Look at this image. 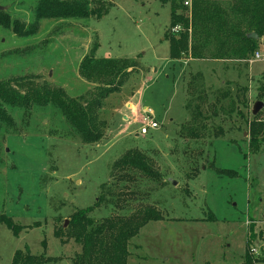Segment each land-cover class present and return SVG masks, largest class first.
Segmentation results:
<instances>
[{
	"label": "rangeland",
	"instance_id": "obj_1",
	"mask_svg": "<svg viewBox=\"0 0 264 264\" xmlns=\"http://www.w3.org/2000/svg\"><path fill=\"white\" fill-rule=\"evenodd\" d=\"M41 1L0 0V80L31 76L83 101L97 83L80 63L96 43L97 59L125 60L129 75L101 101L99 142L85 143L52 104L6 105L0 217L9 216L16 230L0 222V264H12L25 247L41 254L43 240L46 254L59 259L48 264H74L81 244L56 232L96 202L102 184L121 173L111 175L114 163L134 148L150 158L158 178L129 171L134 179L113 186L125 197L117 202L105 193L90 214L94 222L148 207L158 214L129 240L127 264H241L248 238L253 264H264V107L253 120L254 144L248 122L254 103L264 101V35L246 37L261 27L259 1L90 0L98 10L90 17L42 15ZM173 7L185 20L171 27ZM173 42L182 46L172 56ZM144 106L160 127L139 135Z\"/></svg>",
	"mask_w": 264,
	"mask_h": 264
},
{
	"label": "trees",
	"instance_id": "obj_2",
	"mask_svg": "<svg viewBox=\"0 0 264 264\" xmlns=\"http://www.w3.org/2000/svg\"><path fill=\"white\" fill-rule=\"evenodd\" d=\"M258 1L259 3L255 7L258 17L256 23L261 27L256 29V33L261 38L264 35V4L262 0ZM89 3L90 0H72L68 3L58 0H42L39 4V14L55 15L56 17H90L97 15L98 10L90 9L88 7ZM0 14H3V12L0 11ZM184 20L182 16L176 14V8L173 7L171 9L170 26L174 27L184 22ZM185 27H188L187 22H185ZM179 35L178 44L182 43L186 38L183 31ZM182 44L178 46L177 50V43L173 42L171 44L170 52L172 56L178 53ZM99 47V43L94 44L90 53L80 63L81 73L90 81L97 83L96 88L89 92L88 98L83 101L82 96H80V99L74 98L63 87L52 86L47 82L42 85L35 84L31 80V76H13L7 80H0V119L9 120L6 105L29 108L35 104H52L63 113L85 143L99 142L104 137L100 127V125H104V121L99 120L101 101L108 94L119 91L129 75L128 71L125 70L129 66L125 60L97 59L96 53ZM15 86L20 87V89ZM258 114L253 115L252 120L248 121L251 127V144L256 143L259 137L258 126L253 121L254 119L258 121ZM192 118L197 119V115L192 116ZM117 171H121L116 177L117 180L115 179L108 185L102 184L106 188L98 196L96 202L93 205L73 212L69 219V225L61 226L56 232L58 237L65 233L68 238H74L81 244L82 250L74 257V264H127L129 240L137 235L140 228L148 221L159 218L155 210L148 207L138 209L128 217L113 215L105 217L98 222L92 220L90 214L100 207L105 193L111 194V199L115 198L117 202L122 196L123 198L125 197L124 194L127 192L121 190L115 192L113 186H118L115 184L118 179H134V176L129 171L140 172L141 175H146L152 179L158 178V172L153 168L150 158L135 148L128 150L114 163L111 175L117 174ZM217 172L221 175H237L235 170L226 168H219ZM0 222L11 230H16V226L11 222L9 216H1ZM249 243L250 238L247 239L245 261L241 264H253L254 260H257L249 252ZM42 244L44 252L41 254L32 253L28 247L17 249L12 258V264H48L57 262L59 260L57 257L46 254L45 240L42 241ZM261 261H264V256Z\"/></svg>",
	"mask_w": 264,
	"mask_h": 264
},
{
	"label": "built area",
	"instance_id": "obj_3",
	"mask_svg": "<svg viewBox=\"0 0 264 264\" xmlns=\"http://www.w3.org/2000/svg\"><path fill=\"white\" fill-rule=\"evenodd\" d=\"M256 57L260 58L259 52H256ZM133 112L137 114V111L131 106ZM140 117H139V123L141 124V127L138 130L139 135H146L148 134L151 130H156L158 129L159 123L155 120L154 118V112L151 108L149 107H141L140 110Z\"/></svg>",
	"mask_w": 264,
	"mask_h": 264
},
{
	"label": "water",
	"instance_id": "obj_4",
	"mask_svg": "<svg viewBox=\"0 0 264 264\" xmlns=\"http://www.w3.org/2000/svg\"><path fill=\"white\" fill-rule=\"evenodd\" d=\"M0 10H4V6L0 5ZM247 37H248V38L257 39V38H258V34L255 33V32H251V33H248V34H247ZM263 107H264V101H261V100L256 101V102L254 103V105H253L252 114H253V115L258 114V113L263 109ZM171 181H172V183H173L174 185L177 184V181H176V180L171 179ZM66 225H67V220H66L64 226H66Z\"/></svg>",
	"mask_w": 264,
	"mask_h": 264
},
{
	"label": "crops",
	"instance_id": "obj_5",
	"mask_svg": "<svg viewBox=\"0 0 264 264\" xmlns=\"http://www.w3.org/2000/svg\"><path fill=\"white\" fill-rule=\"evenodd\" d=\"M262 40V37L260 38V41ZM230 130H232V129H230ZM245 135H247V132H245Z\"/></svg>",
	"mask_w": 264,
	"mask_h": 264
}]
</instances>
